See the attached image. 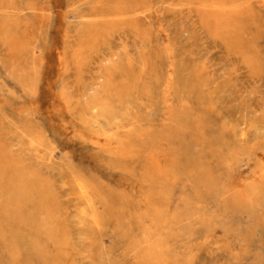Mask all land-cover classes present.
<instances>
[{
	"label": "rangeland",
	"instance_id": "374dc122",
	"mask_svg": "<svg viewBox=\"0 0 264 264\" xmlns=\"http://www.w3.org/2000/svg\"><path fill=\"white\" fill-rule=\"evenodd\" d=\"M11 1L0 158L37 188L24 204L0 186V264H153L138 217L157 240L174 214L162 264H264V0ZM27 215L51 220L41 255L10 253Z\"/></svg>",
	"mask_w": 264,
	"mask_h": 264
},
{
	"label": "bare ground",
	"instance_id": "6f19581e",
	"mask_svg": "<svg viewBox=\"0 0 264 264\" xmlns=\"http://www.w3.org/2000/svg\"><path fill=\"white\" fill-rule=\"evenodd\" d=\"M9 3H12L11 0H8ZM224 8V7H223ZM220 11L224 12V10H222V8L220 9ZM216 12L217 14L220 12ZM221 13V12H220ZM216 14L215 18L218 17V15ZM65 20V19H64ZM2 21V20H1ZM224 29V28H223ZM88 30V29H87ZM222 30V29H221ZM220 30V31H221ZM105 90V89H104ZM113 90V89H112ZM108 91V90H107ZM111 92V91H109ZM108 92V93H109ZM99 94V92H98ZM104 95V94H103ZM93 97V96H92ZM103 97V96H102ZM100 98V95H99V99H93L92 102L89 104V107L90 109L92 110V112L96 109H100V113L104 116V118H106L105 120L108 121L110 118H112V121H114L116 118H118L114 113L116 111H114V109L112 108V105H113V102L109 101L111 98H109V102L112 103V105L104 98ZM97 98V97H96ZM107 98V97H106ZM119 98V97H118ZM108 99V98H107ZM121 99V97H120ZM113 100H116L117 99H113ZM116 101H114V103H116ZM119 102V101H118ZM120 103V102H119ZM124 104V103H123ZM119 106V105H118ZM123 106V105H122ZM120 107H121V104H120ZM116 108V107H115ZM118 108V107H117ZM117 108L115 110H117ZM100 118V117H99ZM97 119V121L100 119ZM103 118V119H104ZM119 119V118H118ZM96 120V118H95ZM98 121V122H99ZM101 121H103L101 119ZM96 122V121H95ZM104 122V121H103ZM111 123V121H109ZM116 122H119L117 121V119L115 120L114 123ZM97 123V122H96ZM102 122H99L97 124H99L97 126V129L99 130L101 125H107V126H110L107 124H101ZM109 123V124H110ZM95 125V124H94ZM112 125L113 122H112ZM105 126V127H107ZM104 127V126H103ZM101 127V129L103 128ZM94 128V127H93ZM96 128V126H95ZM111 127H109V129H111ZM100 129V130H101ZM105 129V128H104ZM108 127H107V130H109ZM113 129V128H112ZM111 129V130H112ZM103 134V133H102ZM103 136V135H102ZM106 136V140L105 142H96L95 145L97 148H99L100 150L106 148L107 144H108V141H112L111 138L113 137H109L107 134L105 135ZM113 139V138H112ZM114 140V139H113ZM113 142V141H112ZM116 142V141H114ZM113 142V143H114ZM1 145V144H0ZM2 147V145H1ZM37 147V146H36ZM34 148V146H33ZM200 151V150H199ZM198 152V151H197ZM1 155L2 157L0 158V186H3L4 184L6 185V188H4V191L7 195H8V198H10V200L12 201H15V202H18V203H26L28 201H33L34 200V195L36 194V182L33 180V178L31 177V175L25 171L24 169H22L21 167H23V165L20 167L17 163L14 162V160H12L7 154L3 155L2 154V151H1ZM53 156V155H52ZM35 177V176H34ZM172 183V181H171ZM1 188V187H0ZM49 189V188H48ZM191 189V187H190ZM215 190V189H214ZM217 191V190H216ZM2 192V193H3ZM171 192V191H170ZM0 193V194H2ZM221 193V192H220ZM171 194V193H170ZM217 194V193H216ZM215 194V195H216ZM209 195V193H208ZM214 195V196H215ZM1 196V195H0ZM216 196H220V194L216 195ZM7 198V199H8ZM172 198V197H171ZM196 199V198H195ZM198 199V198H197ZM9 200V199H8ZM214 201V200H213ZM36 201H34L35 203ZM42 202V201H41ZM185 202V201H184ZM206 202V201H205ZM210 202V200H209ZM8 203V202H7ZM11 203V202H10ZM18 205V204H17ZM192 202L189 203L188 207L189 209L188 210H192L193 206H192ZM33 205H31L30 207H32ZM6 207V206H5ZM48 209V208H47ZM50 210V208H49ZM172 210V208H171ZM3 211V210H2ZM9 212V210H8ZM6 212V213H8ZM16 212V211H15ZM32 212V211H31ZM49 212V211H48ZM185 212V211H184ZM12 213V212H11ZM187 213V212H186ZM189 213H191V211H189L187 213V215H189ZM34 215V213H32ZM23 215V214H22ZM47 215V214H46ZM157 215V213H156ZM180 215V214H178ZM185 215V214H184ZM192 215V214H191ZM214 215V213H213ZM193 216V215H192ZM3 217V216H2ZM40 217V216H39ZM188 217V216H187ZM8 216H5V219H7ZM11 217H9L10 219ZM36 218V217H34ZM48 218V217H47ZM52 218V217H51ZM139 219V225L140 228L143 229V231L141 232V234L139 235L138 238H135L134 239V242L132 244V248H133V251L135 254H138L139 253V250L142 249L143 252H141V255H140V259H141V262L142 263H147V262H151L153 261L155 264H162V262L165 261V258H166V253H167V249H168V246H167V237H169L171 235V226H173L174 222L177 220L178 216L177 215H172L171 218H166L163 220V223H164V228H165V231H163L162 235L160 238H158L157 240H153L152 239V233H153V227H145L144 224H145V220L143 218V216H139L138 217ZM159 218V217H158ZM156 219V217H152L151 218V222L154 224L157 225L158 227V223L157 221L159 219ZM12 219V218H11ZM21 219V218H20ZM38 219V218H36ZM40 219V218H39ZM50 219V218H48ZM136 219V218H135ZM183 219V218H182ZM227 219V218H226ZM3 220V219H2ZM18 220V219H17ZM24 224L26 225V227L29 228V231L25 232L23 235L21 234H13L12 236H10L12 242L11 244H8V247H12L11 248V252L12 254H14V251H16L14 248V246H18L21 245L24 249L28 250L30 253H38L41 255V253L44 252L43 250V244H42V240H41V233H48L47 229H48V225L50 224V221L51 220H47V219H42L41 220H36L33 221L34 219H32V216H26L25 218L22 219ZM55 219V215H54V219H53V222H54ZM214 221H216L215 219H213ZM10 221V220H9ZM8 222V221H7ZM10 223V222H9ZM52 223V222H51ZM179 223V222H178ZM223 223V222H222ZM12 224V223H11ZM103 224V223H102ZM210 224V223H209ZM52 225V224H51ZM54 225V223H53ZM182 225V223H181ZM23 227V226H22ZM25 227V229H26ZM233 227V226H232ZM15 228V227H14ZM24 228V227H23ZM21 228V230L23 229ZM51 228V227H50ZM17 229V227H16ZM217 229V228H216ZM20 230V229H18ZM20 230V231H21ZM30 230H33L32 232ZM60 231V230H59ZM16 233V232H15ZM49 235H52L50 233H48ZM197 234V233H196ZM230 234V233H229ZM60 235L62 236V234L60 233ZM246 235V234H245ZM201 237V236H200ZM246 237V236H245ZM233 238V237H232ZM62 239V238H61ZM156 239V238H155ZM183 239V238H182ZM198 239V238H197ZM202 239V238H201ZM1 240V239H0ZM9 239V241H11ZM65 240V239H64ZM95 240V239H94ZM8 241V242H9ZM62 241V240H61ZM2 243V241H0ZM176 243V242H175ZM62 244V243H61ZM170 244V243H169ZM213 244V243H212ZM175 245V244H174ZM6 246V245H5ZM13 249V250H12ZM5 253V252H4ZM205 253V252H204ZM206 254V253H205ZM10 255V254H9ZM3 256V255H2ZM127 257V256H126ZM181 257V256H180ZM179 257V258H180ZM0 258H3V257H0ZM12 259V258H11ZM15 260V259H13ZM24 260V259H23ZM215 260V259H214ZM12 261V260H11ZM10 262V261H9ZM14 262V261H13ZM128 262V261H127ZM123 263V262H122ZM153 263V264H154ZM8 264V262H7ZM11 264V263H10ZM179 264V263H178ZM260 264V263H259Z\"/></svg>",
	"mask_w": 264,
	"mask_h": 264
}]
</instances>
